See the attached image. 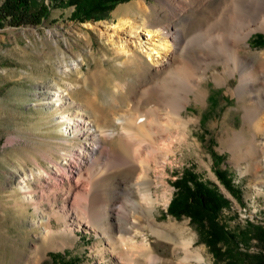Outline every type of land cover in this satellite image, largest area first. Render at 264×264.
Instances as JSON below:
<instances>
[{
	"label": "rangeland",
	"instance_id": "374dc122",
	"mask_svg": "<svg viewBox=\"0 0 264 264\" xmlns=\"http://www.w3.org/2000/svg\"><path fill=\"white\" fill-rule=\"evenodd\" d=\"M35 1L49 4L39 23L17 26L3 23L0 26V264H65L66 260H71L72 264H119L102 231L78 223L77 219L81 218L74 208V192L79 185L75 184L74 178L59 175L64 184L61 188L57 181L54 183L41 173V167L53 173L55 167L64 164L65 156L78 151L81 156L87 155L82 157L81 164L85 174L99 176L116 169L113 160L97 150L100 144L92 142L90 134L96 122L120 121L118 113L121 111L113 109L115 107L108 105L106 100L113 90L117 91L129 79L148 69L144 55V59L130 65L119 49L118 37L114 35L115 41L110 42L105 36L106 27L113 33L111 30L116 28L122 16L134 18L132 15L138 13L135 5L140 0L117 2L100 17L86 19L69 15L73 4L68 0ZM146 1L154 3L155 0ZM239 1L227 0L215 7V13L206 21V30L191 36L197 49L207 50L205 41L235 35L242 28L243 22L238 17L242 10ZM245 2L250 13L264 4V0ZM138 21L141 22L142 17H138ZM142 28L145 27L141 26L137 31L149 45L156 38L148 39ZM256 32L264 34V29L249 33L246 51L249 55L264 51V44L258 45L253 39ZM209 66L205 69L207 76L202 82V94L190 93L189 102L186 101L185 107L180 109L181 122H172L169 119L172 114L167 116L164 106L157 107L158 111L153 113L160 123L167 124L170 120L171 126L162 132L152 128L154 135H158L152 145L160 147L165 144L169 155L163 165L160 161L154 163L158 169L149 173L151 192L158 199L152 210L155 216L152 229H142L155 254L161 258L160 264H176L183 258L189 264H223L222 260L212 257L197 224L189 216L174 215L166 210L175 192L171 181L184 168L192 169L227 199L217 214L226 229L239 236L247 220L264 227V166L260 167V178L254 177L248 171V162L235 158L226 146L233 131L247 128L238 98L229 91L237 85L238 74L213 78L215 67L213 64ZM158 73L151 80H159L162 72ZM140 88L133 95L132 106L136 99L139 102ZM128 93L126 87L122 93L124 100L130 97ZM149 104L140 101L138 106L141 107L137 110L150 114ZM137 110L129 108L127 118L131 121L140 119ZM76 112L86 120L74 131L68 120L61 116ZM189 117L195 120L187 122ZM263 140L264 136L260 134L259 141ZM144 143L140 141L137 145L140 150L135 151L138 160L152 152L153 148ZM92 147L94 152L89 154ZM74 157L75 163L79 155ZM74 163H71L72 170ZM217 166L231 178L235 189L229 190L222 184L214 172ZM131 181L132 176L123 179L118 173L105 175L104 200L109 220H114L111 211L114 207L119 204L132 207L130 198L138 197L133 188L128 189ZM25 184L32 188L39 209L29 202ZM69 186L71 193L67 192ZM164 191L168 198L165 205L161 195ZM62 206L68 208L64 214ZM41 208L54 230L49 238L40 224ZM64 224L69 227V232L59 231ZM154 229L167 230V234L157 235ZM247 235L245 245L238 244L240 250L251 253L264 249V239L256 227L249 226ZM182 240H189V252L180 248ZM100 247H107L109 251L101 255ZM238 264L247 263L238 261Z\"/></svg>",
	"mask_w": 264,
	"mask_h": 264
},
{
	"label": "bare ground",
	"instance_id": "6f19581e",
	"mask_svg": "<svg viewBox=\"0 0 264 264\" xmlns=\"http://www.w3.org/2000/svg\"><path fill=\"white\" fill-rule=\"evenodd\" d=\"M225 1L227 0H155L154 3H148L146 0H140L135 5L138 13L132 15L134 16L132 19L126 15L122 16L116 28L111 30L115 34L109 32L106 27L105 36L110 42L115 41L114 35L118 37L119 49L126 55L125 62L134 65L144 59V55L147 58L145 60L148 66L147 70L131 80L129 79L117 91L113 90L111 96L106 100L108 105L115 107L113 109L121 111L118 113L120 121L111 120L102 124L96 122L95 129L90 134L92 142L100 144L97 150L100 153H106L115 163L116 169L111 173L99 176L85 174L81 164L82 157L87 155L81 156L78 151H71L67 157L65 156L64 164L61 167H55L53 173H50L47 168L41 167V173L47 179L54 180V183L57 181L61 188L64 184L59 175L65 174L67 177L74 178L75 184L79 185L74 192V208L81 218L77 219L78 223L89 228H99L105 235L108 248L117 255L119 264H160L161 258L155 254L142 229L145 227L152 229L155 219L152 210L155 209V202L158 199L151 192L152 182L148 177L149 173L158 169L154 163L157 161H160L161 164L164 163L169 155L165 144L160 147L152 145L158 139V135H154L155 131H152V128L162 132L171 126L169 125L170 120L166 122L167 124L160 123L153 113L158 111L157 107L164 106L166 109H162L168 112L167 116L172 114L169 117L172 122H181L180 109L185 107L186 101L189 102L190 93L202 94V82L207 76L205 69L211 64L214 65L216 72L212 75L213 78H226L235 75V73L238 74L237 85L229 91L238 98V104L243 111L244 125L247 128L233 131L234 133L226 140V146L235 158L248 162V171L254 177L260 178L261 176L258 173L261 172L260 167L264 166V140L259 141V135L263 134L264 136V51H257L250 55L246 51H248L247 37L249 33L254 29H264V4L256 5L259 8L250 13L247 11L249 8L246 7V0H240L242 10L238 17L243 22L242 28L235 35L231 34L227 37L222 35L214 40L205 41L207 50L204 49L206 51L199 49L201 47L197 49L191 39L192 35L206 30V21L215 13V7ZM247 6L249 7V5ZM150 11L154 13H150ZM252 16L254 18L250 19ZM138 17H142L141 22H137ZM141 26L145 27L142 30L145 35L149 36L148 39L156 38L149 45L142 40V35L137 31ZM158 72H162L161 78L151 80L152 76L159 74ZM126 87L130 97L124 100L122 93ZM138 88H140L138 91L139 102H150L152 113H140L141 106H138L137 99L136 103L134 102L135 105L132 106L133 95L136 94ZM129 108L135 110L139 108L137 111L140 114V119L129 120L127 118ZM61 118L67 119L70 128L75 131L81 125L83 126L82 121L86 117L76 112L61 116ZM194 120L189 117L186 121ZM106 139L109 141L107 144ZM140 141L147 142L146 144L153 148L152 152L142 160H138L135 153L136 150L140 151L137 147L140 145ZM93 149L94 147L90 149L89 154ZM84 150L86 151V149ZM75 155H79V159L74 163ZM71 163H74V171L70 169ZM73 172H75L74 175H72ZM115 173L121 175L123 179H128L129 176L133 177L128 189L133 188L132 190L137 192L138 197L130 198L129 203L132 204V207L122 204L114 207L111 210L114 220L111 221L107 215L109 210L104 200L106 194L103 181L105 175L112 176ZM24 187L29 193L27 196L29 202L33 203L35 209H39L40 204L34 200L31 193L32 188L27 184ZM67 192H72L71 186L68 187ZM161 195L163 205H165L168 200L166 191ZM70 210L71 208H69ZM67 211L68 208L62 206L63 214ZM41 214L40 224L45 228L46 236L49 238L54 230L50 227V219L45 217L42 208ZM59 231L69 232V227L64 224V227ZM153 232L160 236L167 234V230L164 229H154ZM179 243L183 251H190L189 240H182ZM108 248L100 247L101 255L105 251H109ZM185 257L188 256L185 255ZM136 258L138 259L136 260ZM176 264L189 263L183 258L179 259Z\"/></svg>",
	"mask_w": 264,
	"mask_h": 264
},
{
	"label": "trees",
	"instance_id": "16d2710c",
	"mask_svg": "<svg viewBox=\"0 0 264 264\" xmlns=\"http://www.w3.org/2000/svg\"><path fill=\"white\" fill-rule=\"evenodd\" d=\"M73 4L69 15L76 19L97 18L102 12L123 0H68ZM34 4V5H33ZM49 4L35 0H2L0 2V26L20 25L24 23H39L46 15ZM256 44H264V34L256 32L253 36ZM217 164V163H216ZM222 184L229 190L235 189L231 178L218 166L214 170ZM171 184L175 188L170 197L166 210L174 215L184 214L194 221L203 241L208 246L212 257L222 260L223 264H264V249L256 252L240 250L239 243L245 245L248 239L249 226L256 227L264 239V227L253 225L246 221L245 227L239 231V236L225 228L219 222L217 214L226 204L227 199L216 189L202 180L192 169L184 168ZM238 238V239H237ZM65 264H72L66 260Z\"/></svg>",
	"mask_w": 264,
	"mask_h": 264
}]
</instances>
